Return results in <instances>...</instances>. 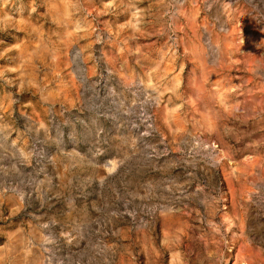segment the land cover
Returning <instances> with one entry per match:
<instances>
[{"label":"rangeland","instance_id":"obj_1","mask_svg":"<svg viewBox=\"0 0 264 264\" xmlns=\"http://www.w3.org/2000/svg\"><path fill=\"white\" fill-rule=\"evenodd\" d=\"M264 264V0H0V264Z\"/></svg>","mask_w":264,"mask_h":264},{"label":"bare ground","instance_id":"obj_2","mask_svg":"<svg viewBox=\"0 0 264 264\" xmlns=\"http://www.w3.org/2000/svg\"><path fill=\"white\" fill-rule=\"evenodd\" d=\"M228 264V263H227Z\"/></svg>","mask_w":264,"mask_h":264}]
</instances>
